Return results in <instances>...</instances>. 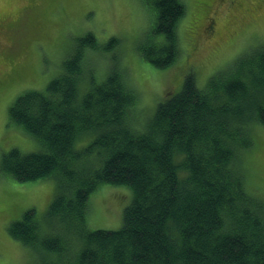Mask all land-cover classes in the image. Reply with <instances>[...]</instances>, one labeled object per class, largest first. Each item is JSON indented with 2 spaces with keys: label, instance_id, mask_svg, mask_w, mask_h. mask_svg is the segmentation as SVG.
Instances as JSON below:
<instances>
[{
  "label": "trees",
  "instance_id": "16d2710c",
  "mask_svg": "<svg viewBox=\"0 0 264 264\" xmlns=\"http://www.w3.org/2000/svg\"><path fill=\"white\" fill-rule=\"evenodd\" d=\"M144 2L152 27L138 51L166 69L180 52L185 3ZM94 37L78 38L59 74L9 108V122L42 150L3 153L0 173L19 183L53 178L58 186L47 222L29 209L8 225L9 237L27 247L31 264H264V201L247 187L244 168L253 129L264 126V43L202 83L188 71L139 123L120 57L101 80L85 66L87 51L119 43L112 37L100 46ZM103 184L131 190L117 230L86 227L89 196Z\"/></svg>",
  "mask_w": 264,
  "mask_h": 264
},
{
  "label": "rangeland",
  "instance_id": "374dc122",
  "mask_svg": "<svg viewBox=\"0 0 264 264\" xmlns=\"http://www.w3.org/2000/svg\"><path fill=\"white\" fill-rule=\"evenodd\" d=\"M231 1L184 0L180 52L170 67L158 69L138 51L152 27V8L144 0H0V158L12 149L42 150L9 122V108L24 92L43 90L59 74L77 39L88 32L100 46L112 37L119 39L113 53L111 49L87 51L84 64L90 63L89 69L101 80L112 68L113 57H120L127 83L137 96L132 115L139 123L151 118L157 104L179 88L188 71L201 83L218 71H231L237 56L264 43V0H243L241 8ZM208 3L210 11L204 15ZM253 136L255 148L244 165L247 187L264 201V126H255ZM57 193L56 179L19 183L0 173V264H31L29 250L9 237L7 227L29 209L46 223L49 204ZM131 196L128 187L100 185L89 196L86 227L119 229ZM58 231L55 227L52 232ZM39 254L54 259L45 251Z\"/></svg>",
  "mask_w": 264,
  "mask_h": 264
},
{
  "label": "bare ground",
  "instance_id": "6f19581e",
  "mask_svg": "<svg viewBox=\"0 0 264 264\" xmlns=\"http://www.w3.org/2000/svg\"><path fill=\"white\" fill-rule=\"evenodd\" d=\"M151 34V33H150ZM176 34V33H175ZM161 36V35H160ZM95 38V37H94ZM148 39H150V38H148ZM152 42V41H151ZM113 51V50H112ZM245 56V55H244ZM170 67V66H169ZM120 69H121V67H120ZM167 69V68H166ZM133 114V113H132ZM135 124H136V122H135ZM137 129V128H136ZM139 130V129H138ZM231 130V129H230ZM228 139H230V138H228ZM227 139V140H228ZM87 141V140H86ZM86 141H84V142H86ZM82 143V142H81ZM117 144V143H116ZM241 145V144H240ZM83 146V145H82ZM86 146V145H85ZM231 147V146H230ZM240 165H241V163H240ZM238 166V165H237ZM236 169V168H235ZM162 176V175H161ZM158 184V183H157ZM241 185V184H240ZM234 187V186H233ZM43 263V262H42Z\"/></svg>",
  "mask_w": 264,
  "mask_h": 264
}]
</instances>
